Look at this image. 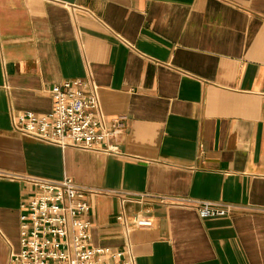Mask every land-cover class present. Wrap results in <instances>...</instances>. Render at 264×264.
I'll use <instances>...</instances> for the list:
<instances>
[{
    "label": "crops",
    "instance_id": "obj_1",
    "mask_svg": "<svg viewBox=\"0 0 264 264\" xmlns=\"http://www.w3.org/2000/svg\"><path fill=\"white\" fill-rule=\"evenodd\" d=\"M70 79L93 82L105 121L126 117L120 156L12 128L13 113H49ZM0 173L100 190L93 247L122 250L118 215L150 218L129 236L135 264H264V0H0ZM32 190L0 178V264ZM126 194L234 210L200 219Z\"/></svg>",
    "mask_w": 264,
    "mask_h": 264
},
{
    "label": "built area",
    "instance_id": "obj_2",
    "mask_svg": "<svg viewBox=\"0 0 264 264\" xmlns=\"http://www.w3.org/2000/svg\"><path fill=\"white\" fill-rule=\"evenodd\" d=\"M52 108L45 115L32 112L13 113L14 131L45 144L60 148L101 152L120 156L119 140L126 132V117L108 122L101 113L93 82L65 80L49 91ZM0 178H13L33 187L20 205L21 226L19 251L10 254L9 264H135L129 236L134 228H149L152 220L136 214L130 223L124 215L115 222L121 227L124 245L120 251L93 247L90 244L88 196L100 194L98 189L76 185L71 179L57 181L14 177L0 173ZM131 203L192 207L200 219L226 217L231 205L201 201L169 199L147 194H126ZM124 200V199H123Z\"/></svg>",
    "mask_w": 264,
    "mask_h": 264
}]
</instances>
